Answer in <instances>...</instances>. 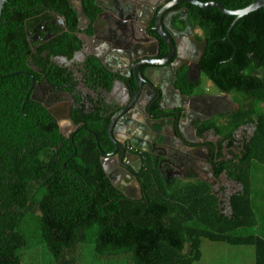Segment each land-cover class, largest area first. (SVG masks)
<instances>
[{
  "label": "trees",
  "instance_id": "1",
  "mask_svg": "<svg viewBox=\"0 0 264 264\" xmlns=\"http://www.w3.org/2000/svg\"><path fill=\"white\" fill-rule=\"evenodd\" d=\"M82 1L88 8L94 0ZM197 1L219 2L227 10L252 2ZM46 9L64 13L74 30L76 17L67 0H5L0 18V76L19 72L0 78V209L6 208L0 210V264H21L18 251L34 245H43L54 264H77L85 245L93 246L94 259L103 262L196 264L201 240L253 247L256 264H264L262 215L253 203L257 194L252 180L263 174L264 190V8L239 19L229 38L234 17L215 8H190L196 25L208 31L202 74L217 90L228 92L233 104L221 117L225 129L208 123L199 130L213 128L222 138L213 177L224 174L239 185L229 197L230 212L210 185H167L151 167L142 172V198L123 197L104 175L93 140L82 152L70 146L61 154L54 150L60 138L57 125L29 98L25 102L31 80L24 73L34 81L47 79L51 61L42 54L48 49L71 57L80 45L65 33L32 51L25 29ZM240 129L239 149L229 151L227 159L220 143L234 149V133ZM47 135L53 140L47 142Z\"/></svg>",
  "mask_w": 264,
  "mask_h": 264
},
{
  "label": "flooded vegetation",
  "instance_id": "2",
  "mask_svg": "<svg viewBox=\"0 0 264 264\" xmlns=\"http://www.w3.org/2000/svg\"><path fill=\"white\" fill-rule=\"evenodd\" d=\"M173 1L94 0L86 8L82 0H67L76 17L74 30L64 13L49 9L29 20L25 29L32 51L65 33H72L80 45L71 57L47 49L42 54L52 63L47 64V79L33 80L25 99L56 123L60 138L54 150L61 154L70 146L82 152L93 140L99 162L112 159L123 168L131 176L126 192L140 199L145 191L142 172L148 167L167 185L202 182L207 179L204 164L214 176L222 138L213 128L199 130L233 109L228 92L210 94L203 86L200 65L208 31L196 25L192 5ZM242 131L234 133V149L220 143L225 158L239 149ZM223 176L214 178L216 186Z\"/></svg>",
  "mask_w": 264,
  "mask_h": 264
},
{
  "label": "rangeland",
  "instance_id": "3",
  "mask_svg": "<svg viewBox=\"0 0 264 264\" xmlns=\"http://www.w3.org/2000/svg\"><path fill=\"white\" fill-rule=\"evenodd\" d=\"M203 86L206 87V91H208L210 94H216L217 89L212 86V84L208 81L203 82ZM211 123L215 126H222L225 129V121L222 118H219L218 116L215 117ZM241 130V129H240ZM253 129H249L247 131L248 134H252ZM240 132V131H239ZM243 133H241L242 135ZM228 159H230V156H228ZM224 181L220 184V186H215V190H212L213 193H218L220 189H224V192H221L217 194L218 200L223 203L227 210V198L232 195L233 193H236L239 191V185L236 183H232L231 181H228L224 176L221 177ZM226 180V181H225ZM255 183L253 186V189L256 191L257 198L253 201L254 205L258 202H262L264 200V190L261 187V182L263 180V174L259 173L258 175H255L252 179ZM263 194V195H262ZM137 201V200H135ZM262 205V203H261ZM264 205V201H263ZM263 217H264V210L262 211ZM93 246L85 245L83 246L82 253L80 255V260L77 264H129V262H123L122 259H119V261H108L103 262L101 260H95L94 258V251ZM225 248H229V250H234L235 247H227L225 244L221 243H212L208 240H201L200 243V253L201 256H203V264H209L207 261L208 257H217L221 254H223ZM18 256L20 257L21 264H54L53 260L50 258V255L45 251L43 245H34L32 249L29 250H20L18 251ZM113 260V259H112ZM126 261V260H124ZM131 262V261H130Z\"/></svg>",
  "mask_w": 264,
  "mask_h": 264
},
{
  "label": "water",
  "instance_id": "4",
  "mask_svg": "<svg viewBox=\"0 0 264 264\" xmlns=\"http://www.w3.org/2000/svg\"><path fill=\"white\" fill-rule=\"evenodd\" d=\"M81 1V0H80ZM182 2H186L192 6H195L201 10H208L209 8H215L216 10H218L221 14L228 16V17H234L233 22L230 25V28L227 31V38H229L230 35V31L231 29L234 27V25L236 24V22L241 19L242 17L257 11L258 9L264 8V0H252V2L246 6L243 9H239V10H227L226 8H224V6L219 3V2H207V3H201L197 0H175L173 1L171 4H176V3H182ZM5 3V0H0V18H1V13H2V9H3V5ZM74 9V8H73ZM75 11H77L76 9H74ZM83 17V14H78V19L79 21H81ZM19 72H14V73H10L8 75H4V76H0V78H4L7 76H13V75H17ZM24 75H26L27 77L30 78L31 80V87H33V79L31 78V76L27 73H24ZM137 84V82H136ZM220 99H222L223 101H225L227 103V105H230V101L228 99L227 95H222L219 96ZM252 135V134H251ZM250 135V136H251ZM101 163V168L102 171L104 173V175L108 178L110 184L119 192L126 194L125 196L129 199H134V200H139L140 197H133L132 195L128 194L126 192V185H128L131 181V176H129V174L123 169L121 168L114 160L112 159H101L100 161ZM124 164L130 166L126 161H124ZM204 171H206V176L207 179H203L202 182L205 184H209L213 187L216 186V180L214 179L213 175H211V171L209 169V166L204 164ZM112 174H115L116 177H113ZM231 196V195H230ZM229 196V197H230ZM229 197L227 198V210L230 212V208H229Z\"/></svg>",
  "mask_w": 264,
  "mask_h": 264
},
{
  "label": "crops",
  "instance_id": "5",
  "mask_svg": "<svg viewBox=\"0 0 264 264\" xmlns=\"http://www.w3.org/2000/svg\"><path fill=\"white\" fill-rule=\"evenodd\" d=\"M264 201V200H263ZM263 201L256 203L257 211L260 213L262 220L261 225L264 235V217L262 211L264 210ZM230 247V246H227ZM209 264H256L255 250L253 247H235L234 250L225 248L223 254L217 257H208ZM196 264H203V256H200L199 261Z\"/></svg>",
  "mask_w": 264,
  "mask_h": 264
}]
</instances>
